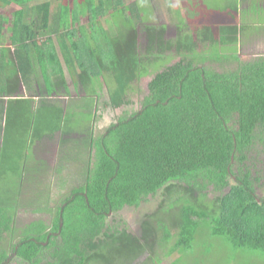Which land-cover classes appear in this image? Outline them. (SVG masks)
<instances>
[{
  "label": "trees",
  "instance_id": "16d2710c",
  "mask_svg": "<svg viewBox=\"0 0 264 264\" xmlns=\"http://www.w3.org/2000/svg\"><path fill=\"white\" fill-rule=\"evenodd\" d=\"M9 1L19 8L10 12L13 50L10 61L6 56L0 67V100L18 98L21 85L28 95L23 100L29 103L41 90L70 96L65 70L76 96L80 90L88 92L92 71L81 54L88 45L86 36L101 20L103 0H93L94 6L80 15L71 14L73 0L36 5L30 4L33 0ZM120 2L124 4L106 2L105 13L119 9ZM125 7L130 14L135 11L132 3ZM87 12L88 30L78 22ZM233 20L231 26L218 25L214 33L204 27L178 34L175 41L163 37L164 25L142 23L143 52L135 28L110 38L108 64L97 65L113 85L102 95V110L121 113L108 124L106 115L99 114L95 123L105 126L99 132L94 127L69 132L59 123L63 141L71 135L72 142L59 146L60 163L55 180L48 181L50 190L41 198L37 192H19L18 203L23 213L31 207L35 214L46 209L51 192H63L62 200L48 223L32 218L15 243L16 232L7 240L8 253L0 252V264L10 254L17 264H131L146 252L157 261L161 250L168 254L172 241L173 252L188 251L204 222L212 235L226 237L237 248L264 251V197L256 193L258 188L264 192V55L242 62L237 52V65L220 72L207 65L212 49L240 40L237 18ZM173 43L179 60L155 72L134 109L128 94L132 84L146 72L147 62L160 67L164 51ZM200 43L206 45L201 50ZM38 72L45 83L37 88ZM75 104L76 100L60 108L66 113ZM58 116L62 117L59 112ZM252 152L263 156L259 168L244 162L259 157ZM205 197L210 198L209 205L203 202ZM151 199H159L157 209L141 222L139 234L132 233L121 211ZM18 214H8L0 206V240L7 236L3 232L16 228ZM117 216L121 222L108 223Z\"/></svg>",
  "mask_w": 264,
  "mask_h": 264
},
{
  "label": "rangeland",
  "instance_id": "374dc122",
  "mask_svg": "<svg viewBox=\"0 0 264 264\" xmlns=\"http://www.w3.org/2000/svg\"><path fill=\"white\" fill-rule=\"evenodd\" d=\"M111 0H103V9H102V15L99 16L100 24L96 26V29L90 30L88 35L86 36V41L88 45L83 46V51H87L88 48L91 50L87 53V55L83 52V57L84 59L90 63L89 69L92 71L91 73V79H90V84H89V89L87 90L88 92H84L82 94V90H80L78 95V99L76 101V104L67 112L63 113V111L60 108V104L62 106H65L66 104H72L75 100L73 97L76 93V90L74 89V86L72 84L71 78L65 70V75H66V81L67 85H69V91H70V96H66L62 92H54L52 91L50 95H57V98L49 100V98L42 100L41 102V107L36 104L35 105V112L34 114L36 116V121H44L47 117H55L58 116V112L60 113L61 118L58 116V123L62 125V127H66L67 131H88L90 129H96L99 132V130L104 129V124H100L97 122L95 123V120L99 119L98 117L99 114L105 116V122L106 124L113 122L115 120V116L119 115L121 113V109H115L114 111L111 110V108L105 109L106 113L103 107L104 103V98L102 95L105 93L106 94V89L111 88L112 82L111 79L107 77V74L104 73L105 77H102V71H97V65L100 66L103 64L106 66L108 64V54L110 52L109 47V40L110 38H114L116 36L118 37H123L126 35V33L132 31L133 28L137 30V40H138V48L141 52H143V49L146 44V37L145 34L143 33L142 30H140V27L142 26V23H145L147 25H150L152 27H158L159 25H164L165 31H164V38L175 41L176 36L175 35V26L181 27L180 29V34H188L191 33V29L186 26V24H180L178 25L177 22L175 21H163L161 19L156 20V21H151V20H145L146 17H150L146 14L141 15L139 19L137 15L130 14L129 10L126 5L130 4L133 0H123L122 4L121 2V7L117 9V7L111 9L109 12H106V2H109ZM208 1L209 3L218 1V0H205ZM223 0H220V2ZM74 2V11L71 13L72 15H80L84 11H89V9L94 6L93 0H73ZM134 6L137 7L139 10L146 11L144 3L142 0L135 1ZM134 10V7H133ZM76 13V14H74ZM244 15H247V22L248 25L256 24L261 20L262 15H260L259 12L253 11L252 13H246L244 12ZM243 16V14L241 15ZM102 17V18H101ZM179 17V16H177ZM246 21H242V30L247 34V31L244 29L245 24L247 23ZM79 24H83L88 30L90 24V18H89V13L87 12L85 16H80L79 17ZM262 22V20L260 21ZM242 32V33H243ZM258 33V32H256ZM262 37L264 38V31L259 32ZM6 35L8 33L6 32ZM255 37H245L241 36L240 40L238 41L237 45L230 43L226 44L222 47H215L214 49L211 50L210 55V60L207 63V65L210 67V69L220 72L223 71L224 69H229L233 68L237 65V62L234 60L235 55L238 52V55L242 62L246 61H251L254 60L256 57H259L260 55H264V45H261L260 43H253L250 42V40ZM205 44V43H204ZM204 46L206 45H199V49H203ZM82 53V51H81ZM208 54V53H207ZM206 54V55H207ZM255 55V56H254ZM179 55L176 54L175 49H174V43L172 45V48L169 50L164 51L160 67L157 66H151L150 62H147V69L146 72L142 73L138 79L134 81L132 84V90H129L128 94L130 97V100L133 103V108L136 109L138 108V99L139 97L145 93L146 89V83L150 78L155 74L156 71H159L162 69V67L171 65L177 60H179ZM219 57V58H218ZM81 58V57H80ZM228 59L230 61L228 62H222L224 59ZM211 60H217L216 62H210ZM91 63H93L91 65ZM159 67V68H157ZM39 78L42 77V72H38ZM43 78V77H42ZM108 78V79H107ZM47 81V80H46ZM76 81H78L76 79ZM36 87V86H35ZM95 91V92H94ZM20 93H22L20 91ZM44 90H41V95L42 97L45 95ZM44 98V97H43ZM40 98L39 100H41ZM38 100V101H39ZM77 106H81V108H78ZM96 107L98 108V113L93 115V111H96ZM34 108V107H33ZM65 109V108H64ZM34 112V113H35ZM60 120V121H59ZM95 123V124H94ZM94 125V126H93ZM64 127V128H65ZM101 127V129H99ZM83 133V132H82ZM63 131L61 135H59L58 139L56 140V143L58 146H60L62 143H69L70 141L72 142L71 135H67L65 140L63 141ZM89 135L85 136V139H88ZM86 147V146H85ZM8 153H12L13 155L15 151L12 150H7ZM21 152V150H20ZM56 151H54L55 154ZM28 155V160L30 161L32 151L27 150ZM57 153V152H56ZM253 154L259 156L257 159L254 161V159L250 158L248 161L250 164H255L257 168L263 163V156L261 153L256 154L255 152H252ZM19 154V153H18ZM19 158V156H17ZM59 157V156H57ZM248 163V164H249ZM41 165V164H40ZM260 170V169H259ZM19 174V168L17 169V173H14V175L9 179L8 181H5L1 184L2 185V190L0 192V206H4L5 211H7L8 214L14 213L15 211H18V222L16 228H13L10 232H3L7 233L6 237L0 240V252H6L7 251V245L8 243L7 240L10 239L13 234L15 233L16 236H13L12 242H16L18 240L17 234H20L21 228L28 223V221L32 218H40L42 217L47 223L51 218V212L54 213L56 208L59 206L61 200H62V193L63 192H51V198L49 199L47 203L46 209H42L40 212L33 214L31 207L27 209V212L23 213L22 208L20 207L19 201V192H27V188L24 184H20L16 179ZM20 176V175H19ZM264 177H262V180ZM263 182V181H262ZM15 184L17 186L20 185V191H13L11 185ZM34 185H36V191L37 195L41 198L43 194L47 191L50 190L49 183L46 181V179L41 182V180H37ZM261 186V185H260ZM162 192V191H160ZM30 193V192H29ZM258 197H264V192H261V190L258 188L257 192ZM27 193H25L24 196H26ZM62 195V196H61ZM163 193H160L159 199L162 200ZM213 198V196H211ZM159 199H151L149 203L142 205L139 208L136 209H131V208H125V210H122V218L126 222V225L131 229L132 233L139 234L140 233V224L141 222L146 219L149 214L153 213L157 209V200ZM209 197L203 198V202L206 204H210L209 202ZM26 201V199H25ZM23 206V203H21ZM41 204V203H40ZM39 204V206H40ZM44 204L42 203L41 206ZM37 207V206H35ZM148 214V215H147ZM37 216V217H36ZM119 220V221H118ZM151 221H155V219H150ZM121 222L120 219L115 217L114 220L108 219V223H117ZM26 227V226H25ZM173 230V229H172ZM9 233V234H8ZM174 241H172L169 246H167V253L168 254H162V250L160 251V260L155 261L156 259L153 257V255L146 253H142L139 255L134 261L131 262V264H264V251L258 249H250V248H237L235 247L226 237L224 236H219V235H212L211 234V228L210 226L204 222L202 226L199 227L198 231L195 234L194 240L192 244L187 248L188 251L184 253L178 252H173L172 250L174 249ZM178 250H180L178 248ZM172 253V254H170ZM153 257V258H151ZM154 261H153V260ZM17 260H12L9 264H17Z\"/></svg>",
  "mask_w": 264,
  "mask_h": 264
},
{
  "label": "crops",
  "instance_id": "0c3cea01",
  "mask_svg": "<svg viewBox=\"0 0 264 264\" xmlns=\"http://www.w3.org/2000/svg\"><path fill=\"white\" fill-rule=\"evenodd\" d=\"M43 1L47 0H33L30 4L36 5ZM135 1L138 0H133L131 3L134 4ZM142 1L146 11L139 10L136 6L134 11V14L139 19H141L139 15L146 14L150 17H146L145 20L156 21L161 19L163 21H175L178 25L179 23L186 24L191 29V33L193 30L204 27L209 28L210 33H214L218 25L231 26L235 22L233 18H237V26L240 28L239 38L241 36L249 38L255 37L250 42L253 41L256 44L260 43L264 45V38H261L262 35L259 33L260 31H264V0H223L221 2L218 0L211 3L205 0ZM13 8L18 9L19 6L9 0H0V18L8 19V21L3 20L0 22L2 26L0 31V51L3 50V56L1 57L0 55V67H3L6 56L10 61L13 50V46L10 43V32L8 30L10 26V12ZM253 11H257L262 15V22L260 20L256 24L252 23L248 25L246 21L247 15H244V12L250 14ZM242 14L243 16H241ZM242 21L247 22L244 26L247 34L242 30ZM180 28L175 26V35L181 33L180 31L182 30ZM6 32L8 35H6ZM186 34L180 35L184 36ZM51 36L54 38L53 33ZM56 53L59 57L60 53L57 45ZM42 77L39 78V75L36 76L37 82L35 84L37 88L39 84L43 85L45 83L43 82L44 76ZM20 91L22 93H19L20 96L18 98L13 97V99H9L5 97L3 99L4 102L0 100V192L8 190H2L3 184L1 183L11 179L14 173H17L18 168L19 174L15 180L20 184L24 182L23 185L28 189L27 192H35L37 189L34 183L37 180H41V182L45 179L50 182L55 180L54 175L57 174L56 165L60 163L56 155L59 149L56 143L59 137L58 128L60 129L58 121L55 122L54 120L56 118L51 116L47 117L44 121H36V116L34 115L37 112H35V105L37 104L39 106L41 104L39 99L43 98L42 95H33L29 103V100H23L28 98V95L25 93V88L22 85L19 88ZM57 97V95H47L45 93L44 98H49L50 100V98L54 99ZM73 97L77 101L78 95L76 96L75 94ZM67 105L63 107H67ZM60 106L62 105L60 104ZM5 126L6 130H4ZM9 149H13L15 153L11 155L12 153L7 152ZM27 150L32 151L30 161L28 160V156L30 155H28ZM54 151H56L55 154ZM11 187L13 191H20V185L12 184Z\"/></svg>",
  "mask_w": 264,
  "mask_h": 264
},
{
  "label": "flooded vegetation",
  "instance_id": "af4514ba",
  "mask_svg": "<svg viewBox=\"0 0 264 264\" xmlns=\"http://www.w3.org/2000/svg\"><path fill=\"white\" fill-rule=\"evenodd\" d=\"M244 162H246L247 164L249 163L248 160H244ZM11 261H12V257H11V254H10L9 257L5 260V264H9Z\"/></svg>",
  "mask_w": 264,
  "mask_h": 264
}]
</instances>
